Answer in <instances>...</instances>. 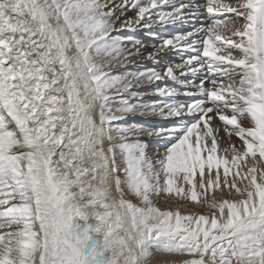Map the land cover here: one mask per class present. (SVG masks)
I'll return each mask as SVG.
<instances>
[{
	"label": "snow or ice",
	"instance_id": "6c2138e0",
	"mask_svg": "<svg viewBox=\"0 0 264 264\" xmlns=\"http://www.w3.org/2000/svg\"><path fill=\"white\" fill-rule=\"evenodd\" d=\"M157 254L264 264V0H0V264Z\"/></svg>",
	"mask_w": 264,
	"mask_h": 264
},
{
	"label": "rangeland",
	"instance_id": "374dc122",
	"mask_svg": "<svg viewBox=\"0 0 264 264\" xmlns=\"http://www.w3.org/2000/svg\"><path fill=\"white\" fill-rule=\"evenodd\" d=\"M115 2L119 3V0H115ZM117 15H119V13H117ZM127 15L128 16H133L134 14L127 13ZM155 32H156V34L158 36H162V35H165V34L167 35L168 34V33L162 34L163 32L160 29L159 30L156 29ZM135 35L138 38L144 40V42L147 45H149V46H151L153 44L159 43V40L151 39L148 35H146V37H142L141 35H138L137 32L135 33ZM164 54H161V56L158 59V62H152V61L145 60L144 63L147 66H149V67H156L157 69H162L164 67V65H166L170 61H174V60L177 59V57L175 56L174 53H169L170 56H168V55L167 56H164ZM137 62L138 61H134L133 62V65L135 63H137ZM130 69L131 70H134V68L132 66H130ZM130 122H133V123H146V122L147 123H156V122H158V123H160L162 125H166L167 124V122H165V121H163V122L162 121H156L154 118H150L148 121H146L145 118H136L134 120H131ZM213 124L215 126H220L222 128V122H220L219 120H214L213 121ZM245 126H247V124H245ZM220 136L223 138L221 140V147L227 146V144H228V137L226 136V134L223 131H221L220 132ZM232 142L235 143V144H237V145H239V143H240V141L236 137H234V136L232 137ZM149 143H150V152H152L154 149L156 150L157 148H160V150L162 151V145L159 144L156 140H151ZM161 206H163V204H161ZM183 209H186L187 211H191V212H207V211H209L207 208L200 207V206H198V205H196L194 203L187 202V201L183 202ZM157 261H158V259L154 258L150 262V264H157Z\"/></svg>",
	"mask_w": 264,
	"mask_h": 264
},
{
	"label": "bare ground",
	"instance_id": "6f19581e",
	"mask_svg": "<svg viewBox=\"0 0 264 264\" xmlns=\"http://www.w3.org/2000/svg\"><path fill=\"white\" fill-rule=\"evenodd\" d=\"M128 13L133 14V13H131V12H128ZM157 30H159V29H157ZM155 31H156V30H155ZM162 32H163L162 34L165 33L164 31H162ZM137 34H138V35H141L142 37H146V35H147V33H146L145 31H138ZM167 55L170 56L169 53H165V54H164V56H167ZM151 121H152V120H151ZM162 122H163V121H162ZM153 151H155V149H154ZM154 258H156V259H158V260L162 259V258L159 256V254H157V256L154 257Z\"/></svg>",
	"mask_w": 264,
	"mask_h": 264
}]
</instances>
